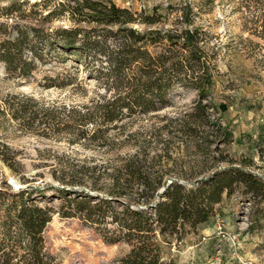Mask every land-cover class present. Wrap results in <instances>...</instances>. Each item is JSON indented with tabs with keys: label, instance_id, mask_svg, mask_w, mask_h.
<instances>
[{
	"label": "rangeland",
	"instance_id": "374dc122",
	"mask_svg": "<svg viewBox=\"0 0 264 264\" xmlns=\"http://www.w3.org/2000/svg\"><path fill=\"white\" fill-rule=\"evenodd\" d=\"M112 1L134 12L159 5L168 17L166 27L175 24L182 5H193L195 23L208 33L215 53L211 93L202 103L212 123L231 130L229 140L216 125L186 127L184 121L197 100L191 87L175 85L169 102L158 111L97 126L76 119L86 112L91 98L104 92L76 56L36 60L35 70L25 78L8 73L0 61V150L17 161L11 169L0 159V190L11 188L10 178L21 189L57 185L54 175L64 174L81 179L79 188L102 195L111 183L109 174L132 156L162 183L191 185L230 162L238 165L242 157L251 159L246 169L264 179V0ZM7 4L0 0V8ZM16 15L0 20L45 28L71 24L65 17L41 22L38 15ZM20 94L36 99L42 111L56 118L35 122L31 129L19 124L6 101ZM95 129L99 131L92 136ZM242 189L223 194L214 217L197 233L163 244L164 259L171 264H264V196L253 198ZM51 193L46 191L35 202L56 209L62 200ZM43 238L44 251L56 264H115L130 248L124 241L108 243L93 226L58 213L45 226Z\"/></svg>",
	"mask_w": 264,
	"mask_h": 264
},
{
	"label": "trees",
	"instance_id": "16d2710c",
	"mask_svg": "<svg viewBox=\"0 0 264 264\" xmlns=\"http://www.w3.org/2000/svg\"><path fill=\"white\" fill-rule=\"evenodd\" d=\"M15 13L19 19L38 15L41 22L64 17L71 22L45 28L0 20V61L8 73L25 78L35 70L36 60L76 56L88 76L104 89L91 98L77 120L107 126L155 112L167 105L170 90L182 85L197 94L195 108L184 121L186 127L216 125L224 140H229L231 130L212 123L202 103L211 93L215 53L208 33L195 23L197 15L189 2L178 10L175 24L167 27V14L159 5L134 12L112 0H8L0 8V17L12 18ZM6 105L11 118L28 129L35 122L56 118L24 94L14 95ZM0 159L11 169L17 164L3 149ZM232 163L185 185L177 180L162 183L158 174L132 156L109 174L111 183L102 195L79 188L81 179L64 174L54 175L57 185L0 190V264H56L45 253L43 238L53 213L77 217L108 243H128V252L115 264H171L164 259L163 244L169 246L188 233H197L214 217L223 194L229 196L242 187V193L250 197L264 196V179L246 169L251 159L242 157L238 165ZM46 191L62 200L56 209L35 202Z\"/></svg>",
	"mask_w": 264,
	"mask_h": 264
},
{
	"label": "built area",
	"instance_id": "2783aa9c",
	"mask_svg": "<svg viewBox=\"0 0 264 264\" xmlns=\"http://www.w3.org/2000/svg\"><path fill=\"white\" fill-rule=\"evenodd\" d=\"M9 186L12 188V190H18L19 184L15 183L11 178L8 180Z\"/></svg>",
	"mask_w": 264,
	"mask_h": 264
}]
</instances>
